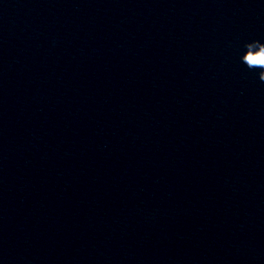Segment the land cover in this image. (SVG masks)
<instances>
[{
	"label": "clouds",
	"instance_id": "9594fccd",
	"mask_svg": "<svg viewBox=\"0 0 264 264\" xmlns=\"http://www.w3.org/2000/svg\"><path fill=\"white\" fill-rule=\"evenodd\" d=\"M244 49L241 62L248 69H259L258 79L264 82V42L255 39L245 42Z\"/></svg>",
	"mask_w": 264,
	"mask_h": 264
}]
</instances>
